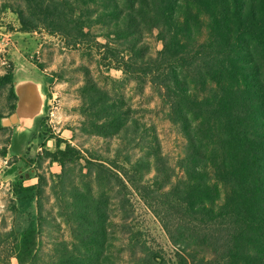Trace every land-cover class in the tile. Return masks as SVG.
Wrapping results in <instances>:
<instances>
[{
    "label": "rangeland",
    "instance_id": "rangeland-1",
    "mask_svg": "<svg viewBox=\"0 0 264 264\" xmlns=\"http://www.w3.org/2000/svg\"><path fill=\"white\" fill-rule=\"evenodd\" d=\"M70 1L74 24L57 35L41 26L24 31L11 9L12 0H0V264H182L183 259L190 260L188 255L195 258L189 264H203L192 250L210 261L211 253L195 244L192 236L184 242L175 234L172 240L160 217L128 183L133 210L125 222L128 227L110 216L105 218L106 225L92 234L96 247L84 248L74 240L64 211L83 203L78 191H86L92 183L88 161L114 164L129 172L134 185L141 177L154 180L158 163L164 166L158 177L175 184L186 179L181 162L188 157L190 146L185 130L169 119V106L149 78L127 74L122 67L132 55L130 43L136 42L141 51L143 58H136L139 62L156 57L162 49L157 29L141 23L140 36L130 34L123 23L130 11L126 0ZM202 19L201 40L212 26L211 19ZM79 28L82 34L77 32ZM246 52H252L256 64L246 78L259 83H246L242 76L240 89L246 97L248 85L254 87L252 122L248 119L247 123H254L256 106L261 105L259 138L264 140V38ZM6 74L10 83L2 79ZM25 81L37 86L40 114L27 126L4 127L1 119L15 112L11 106L18 101L9 96V87L14 90ZM230 112L239 115L236 108ZM66 146L79 154L66 164V175L57 178L61 168L46 152L55 153ZM199 146L203 145L195 140L194 147ZM196 159L194 165L203 174V182H210L212 174H204L203 160ZM119 191L106 192L108 208L117 207L122 198L116 196ZM85 199L90 201L88 196ZM93 215L97 221L104 218L103 213ZM28 231H34L35 239L26 255L20 239ZM259 240L263 241L264 235ZM185 246L188 249L182 248Z\"/></svg>",
    "mask_w": 264,
    "mask_h": 264
},
{
    "label": "trees",
    "instance_id": "trees-1",
    "mask_svg": "<svg viewBox=\"0 0 264 264\" xmlns=\"http://www.w3.org/2000/svg\"><path fill=\"white\" fill-rule=\"evenodd\" d=\"M12 2L11 9L24 31L41 26L51 34L61 35L63 27L69 30L74 24L70 0ZM125 4L130 11L125 14L123 23L129 33L140 36L141 23L149 25L157 29L162 49L154 59L139 62L136 58L143 56L133 41L129 45L132 55L122 62V67L127 74L149 78L162 101L169 106V119L185 130L190 153L181 164L186 179L172 184L169 178H159L164 166L157 163L154 180L143 178V181L141 177L134 185L129 172L118 170L114 164L106 166L101 160L88 161L92 183L85 187L86 191H78L83 203L73 204V210L64 211L74 240L78 239L84 248L96 247L92 234L98 233V228L107 223L105 218L110 219V216L118 217L128 227L125 222L133 214L128 183L154 215L160 217L172 240L175 234L184 242L192 236L195 244L211 253L212 258L207 261L203 253L192 250V254L201 256L203 264H264V255L257 252V247L264 252V240H259L264 235L261 105L256 106L254 123H247L248 119L252 122V101L256 94L249 85L246 97L240 89L242 76L246 83H259L258 79L246 78L256 67L252 52L246 51L264 38V0H126ZM203 17L211 19L212 26L201 40ZM77 32L83 33L80 28ZM2 79L9 82V74ZM8 92L16 101L12 85ZM227 102L234 105H226ZM11 108L15 110L16 102ZM235 108L239 113L237 117L230 112ZM195 140L203 146L194 147ZM75 154L79 152L70 146L55 153L46 152L51 162L61 168L60 175L55 177L66 175L65 166ZM196 156L203 160L204 174H212L210 182H203V174L196 170ZM115 188L120 190L116 196L122 198L112 210L104 197ZM94 213H103V220H95ZM82 228L88 231L81 234ZM34 239V231L22 235L20 246L24 254H29ZM188 258L190 260L183 259L182 264L195 262L193 256L188 255Z\"/></svg>",
    "mask_w": 264,
    "mask_h": 264
},
{
    "label": "water",
    "instance_id": "water-1",
    "mask_svg": "<svg viewBox=\"0 0 264 264\" xmlns=\"http://www.w3.org/2000/svg\"><path fill=\"white\" fill-rule=\"evenodd\" d=\"M14 92L18 103L14 113L1 119V125L4 127L17 123L23 124V122L31 121L40 114L41 101L37 86L33 82H21L15 87Z\"/></svg>",
    "mask_w": 264,
    "mask_h": 264
},
{
    "label": "crops",
    "instance_id": "crops-1",
    "mask_svg": "<svg viewBox=\"0 0 264 264\" xmlns=\"http://www.w3.org/2000/svg\"><path fill=\"white\" fill-rule=\"evenodd\" d=\"M17 103L18 102H16V105H17ZM40 106H41V108H42V102L40 103ZM41 108H40V110H41ZM34 120V119H33ZM33 120H31V121H26V122H23V124H20V126H27V123H31Z\"/></svg>",
    "mask_w": 264,
    "mask_h": 264
}]
</instances>
